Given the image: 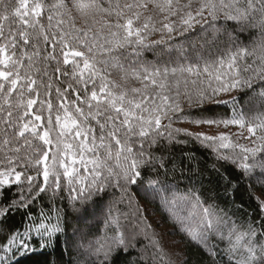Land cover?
<instances>
[{
    "label": "snow or ice",
    "instance_id": "snow-or-ice-1",
    "mask_svg": "<svg viewBox=\"0 0 264 264\" xmlns=\"http://www.w3.org/2000/svg\"><path fill=\"white\" fill-rule=\"evenodd\" d=\"M0 5L5 13L0 16V226L13 211L30 209L42 194L50 192L54 199L63 193L62 179L79 211L77 205L103 201L110 188L123 196L128 186H143L142 174L149 168L157 177L166 176L168 161L154 148L163 151L181 132L212 149L218 162L238 167L241 175L251 176L256 169L264 174V41L251 49L241 46L239 35L224 27L232 23L240 33H264V0H107V7L97 0H0ZM73 10L99 27L77 28ZM155 33L160 38L151 40ZM221 35H227L223 46ZM156 47L164 49L156 63L142 60V49ZM110 69L123 73L121 82L108 78ZM53 76L58 84L67 82L63 90L55 88V106ZM129 81L141 86L131 87ZM233 92L241 95L217 99ZM248 92L252 96L241 104ZM213 105H230V117L190 122L237 126L238 133L172 127L188 111L208 112ZM147 186L166 207L183 202L200 210L178 222L211 255L217 254L216 240L228 245L229 264H264V223L261 231L240 224L222 209L205 207L197 192L178 194L159 178L149 179ZM260 208L264 212V203ZM51 219V213H41L25 233L0 241L5 252L0 264H9L7 253L14 248L27 251L33 231L50 243L58 238L59 219L55 224ZM109 225L111 237L80 245L97 257V264H111L110 257L127 252L137 237L119 219ZM151 243L160 255L162 247Z\"/></svg>",
    "mask_w": 264,
    "mask_h": 264
},
{
    "label": "trees",
    "instance_id": "trees-1",
    "mask_svg": "<svg viewBox=\"0 0 264 264\" xmlns=\"http://www.w3.org/2000/svg\"><path fill=\"white\" fill-rule=\"evenodd\" d=\"M50 2H55V0H50ZM97 2L103 3L107 7V0H97ZM73 13L76 17L77 28L99 27L98 24L92 25L91 18L86 21L75 10ZM4 14L3 5H0V16ZM96 19L99 20L100 17L97 16ZM224 27L229 32L239 35L241 46H247L251 49L264 41V33H261L259 29H248L240 33L238 27L232 23ZM159 38V33L150 37L151 40ZM209 38L211 37L209 36ZM219 40L220 45L223 46L227 40V35H221ZM163 52L162 47L142 49L141 58L144 61L156 63ZM130 58L134 59L135 57ZM109 71V79L118 83L121 82L123 73L116 69ZM52 80V99L55 106L57 104L55 88L60 87L63 90L67 82L58 84L55 76L52 77ZM128 83L131 87L141 86L134 81ZM239 95L241 94L238 93L236 96ZM251 96V92L242 95L240 103L244 104ZM71 99L74 97L69 95V100ZM183 107L188 109L187 105H183ZM230 107V105H213L208 112L188 111L185 116L178 117L173 122L172 127L185 129L191 133L201 132L196 129L199 125L190 121L200 118H228L231 115ZM38 108L39 104L34 106L33 110L36 111ZM42 115L46 119L47 111L43 112ZM54 116L55 112L53 113ZM51 135L53 138L52 150L55 152L56 132L53 131ZM97 135H99L98 131ZM71 142L76 143L74 140ZM115 151L114 146L113 152ZM154 154L157 157L163 155L168 161L166 163L167 175L161 174L157 177L149 168L142 174L144 185L141 187L128 186L127 194L123 196L119 189L110 188L108 190L109 195L103 201L96 204L89 202L86 205H77L76 207L80 210L76 211L69 198L66 181L62 179L64 191L57 194L54 199L51 198L50 192L45 193L42 194L41 198L35 200L30 209L13 211L3 226H0V241L6 242L5 237L10 238L14 233H25V230L32 226V219L40 217L41 213L44 216L51 213L52 224H55L58 218L62 231L57 234L58 238H54L51 243L46 239L41 240L33 231L34 242L31 243L27 251L23 249L17 251L14 248L12 252L7 253L9 264H97V257L81 248L80 245H87L89 241H95L104 236L111 237L113 233L109 221L114 219H119L120 224L126 226L129 233L135 229L137 237L131 241L127 252L121 250L110 257L111 264H229V255L226 251L228 245L226 243L214 240L217 254L211 255L210 248L197 245L182 231L178 217L184 218L186 213L193 211L199 214L200 210L192 209L183 202L176 203L172 208L166 207L162 203L160 195L148 188L147 181L159 178L178 194H184L189 190L195 191L202 200L206 201L205 207L215 206L227 212L238 223L254 224L257 231H261L260 226L264 223V212L260 208V204L264 203V196L261 195L264 192L262 170L256 169L251 176L241 175V170L238 167L230 162H218L212 149L207 148L194 137L186 136L183 132L175 135L174 143L167 142L163 151H156L154 148ZM87 158L88 155L86 154L85 159ZM111 163L115 165V159ZM78 168L81 169V174H86L81 165ZM85 206L88 208L87 213L83 211ZM146 206L151 208L159 222L169 226L171 233L178 237L181 246L178 251V255L180 252L179 256L172 257L166 251V246L157 239V234L148 221L144 219ZM43 222L49 223L46 219ZM152 241H157L162 247L163 251L160 255L156 254V250L152 247ZM3 255L5 252L0 251V256Z\"/></svg>",
    "mask_w": 264,
    "mask_h": 264
},
{
    "label": "rangeland",
    "instance_id": "rangeland-1",
    "mask_svg": "<svg viewBox=\"0 0 264 264\" xmlns=\"http://www.w3.org/2000/svg\"><path fill=\"white\" fill-rule=\"evenodd\" d=\"M238 93L233 92L231 95H222L217 97V99L226 100L231 99V96H236ZM196 129L199 131L209 134V135H219L220 133H226V134H232V133H238L239 129L237 126H229L228 128H225L223 125H220L217 127L216 125L208 126V125H199ZM244 135L246 136L247 133L245 132ZM242 143H246V141L241 140ZM77 159H79L77 157ZM76 167H79V164L76 165ZM145 216L144 219L148 221L151 228L155 231L157 234V239L161 240V242L166 246V251L172 256L177 257L179 248L181 247L179 244V239L176 235L171 233L170 227L166 224L159 222L158 218L154 214V212L151 211V208L149 206L145 207ZM180 255V252H179ZM178 255V256H179Z\"/></svg>",
    "mask_w": 264,
    "mask_h": 264
}]
</instances>
